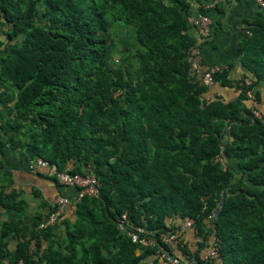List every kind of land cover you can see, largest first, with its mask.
I'll return each instance as SVG.
<instances>
[{"label":"trees","instance_id":"trees-1","mask_svg":"<svg viewBox=\"0 0 264 264\" xmlns=\"http://www.w3.org/2000/svg\"><path fill=\"white\" fill-rule=\"evenodd\" d=\"M188 9V0H0V212L16 216L0 218V264H167L155 255L167 250L161 232L175 235L182 264H264V124L238 81L231 100L208 94L200 74L220 63L202 62L199 46L191 70ZM238 45L251 86L264 81V14ZM226 71L212 78L230 85ZM5 142L59 170L90 166L98 195L38 229L55 210L45 202L28 227ZM122 214L150 244L116 228ZM184 217L199 241L179 231ZM210 247L215 255L199 258Z\"/></svg>","mask_w":264,"mask_h":264},{"label":"crops","instance_id":"crops-1","mask_svg":"<svg viewBox=\"0 0 264 264\" xmlns=\"http://www.w3.org/2000/svg\"><path fill=\"white\" fill-rule=\"evenodd\" d=\"M187 10L189 21L196 14H204L210 18V32L206 40L199 45V52L202 62H217L226 67L227 78L232 80L230 85H221L218 81L208 86V94L214 93L222 97L224 101L236 97L238 87L233 83L242 79L243 76H250L240 60L239 41L246 33V25L251 22L257 14H264V9L256 5L254 0H188ZM1 30V24H0ZM187 34L198 45L200 38L198 32L191 25ZM256 91L257 101L255 103L258 110L264 112V81L253 86ZM6 109L0 103V115L5 114ZM4 167L11 169L13 186L21 189L26 207L23 217L24 224L31 223V219L38 212H45L43 204H51L57 195H74L76 189L73 186H61L50 179L46 172L37 171L30 167V151L17 146L7 145L2 156ZM87 169H85L86 172ZM71 206L67 207L64 213L59 216L56 222L64 217L73 219ZM73 207V206H72ZM16 217L12 210L6 209L0 212V218ZM31 225V224H30ZM28 225V227L30 226ZM181 226V225H180ZM33 227V226H32ZM31 227V228H32ZM182 228V226H181ZM180 228V230H181ZM63 227L59 226L56 230L58 236L63 237ZM183 234L189 240L194 241L196 230L185 228ZM193 238V239H192ZM9 246L14 247L16 240L8 237ZM194 243V242H193Z\"/></svg>","mask_w":264,"mask_h":264},{"label":"built area","instance_id":"built-area-1","mask_svg":"<svg viewBox=\"0 0 264 264\" xmlns=\"http://www.w3.org/2000/svg\"><path fill=\"white\" fill-rule=\"evenodd\" d=\"M256 5H259L260 8L264 9V0H254ZM209 18L205 16L198 15L193 20V25L197 27L198 32L202 34H206L208 31V25H209ZM198 51L194 48H190V50L187 53V60L190 62V68L191 70L197 71V64L196 61L192 59V55L194 53H197ZM219 66H210L207 70L203 71L200 74L201 84L205 86H209L211 83H214V79H212L211 73L217 69H219ZM250 83V80L248 78L243 77L242 84L246 88ZM246 97L250 100H253V94L252 91L247 89ZM251 117L259 120L264 124V116L259 113L257 109H255L253 106L250 108ZM30 167H36L40 170H45L48 175L54 177L59 184L62 186H73L76 189V193L74 195V198H68L64 196H58L55 200V211L52 213L47 222L41 224L40 227H44L47 224L53 223L57 216H59L66 207L73 201L79 200L82 196L88 195V196H97L98 195V187H97V179L95 176V173L92 171L91 167H87L88 169L84 173L79 172H71L67 169L59 170L55 166L49 165L46 161H43L42 159H36L35 161L29 162ZM195 220L193 218L184 217L182 219V228L179 231L184 230L185 228L192 229L195 231ZM129 222L125 217V214H122L120 217H118L117 222V228L125 234L126 237L129 238V240L133 243H137L140 246L147 245L151 243V238H149L146 235V231L143 227L139 226H132L129 227ZM159 240L162 243H165L167 246V250H164L163 248H157L155 250V255L161 260L164 261L167 264H180L181 259L176 256L175 251L169 246L172 242V240L175 238V235H168L166 233H159L158 235Z\"/></svg>","mask_w":264,"mask_h":264},{"label":"clouds","instance_id":"clouds-1","mask_svg":"<svg viewBox=\"0 0 264 264\" xmlns=\"http://www.w3.org/2000/svg\"><path fill=\"white\" fill-rule=\"evenodd\" d=\"M198 15H201V16H205V17H207V18H209V16H206V15H204V14H202V13H200V14H196L195 16H193L192 18H191V20L189 21V19H188V22H189V25H191L193 28H195L196 30H197V27L196 26H194L193 25V20L198 16ZM209 20H210V18H209ZM197 32H198V30H197ZM209 32H210V22H209V25H208V31H207V33L206 34H202V33H200V32H198V35H199V38H200V41L198 42L199 44L198 45H195V44H193V47H191V48H194V49H196L195 48V46L197 47V46H199L203 41H205L206 40V37L207 36H209ZM189 50H190V48H189ZM188 50V51H189ZM197 51H198V49H196ZM188 51H187V53H188ZM186 58H187V55H186ZM213 66H219L220 68L219 69H217V70H215V71H219L220 69H222V68H224V65H222V64H217V65H213ZM226 68V67H225ZM214 72V71H213ZM212 74V73H211ZM243 77L244 78H248L249 80H250V83H249V85L245 88L244 87V85L242 84V82H243ZM242 77V79H239L238 80V85H240L241 87H242V89H243V93H244V96H245V98H246V103L248 104V105H250V108L253 106L255 109H256V105H255V103H256V99H255V91L253 90V86H251V83H252V79L250 78V76H243ZM213 79V78H212ZM214 83H215V79H214ZM212 84V83H211ZM235 84V82L233 83V85ZM247 89H249V90H251L252 91V94H253V100H250V99H248L247 97H246V94H245V92H246V90ZM258 110V109H257ZM259 111V113H261V111L260 110H258ZM36 159H39V157H32L31 158V160L32 161H35ZM40 159H42V158H40ZM43 160V159H42ZM43 161H45V160H43ZM47 162V161H46ZM48 163V162H47ZM49 164V163H48ZM49 165H51V164H49ZM51 166H54V165H51ZM56 167V166H55ZM32 169H35V170H37V171H42V172H46L45 170H40V169H38V168H36V167H31ZM57 168V167H56ZM58 169V168H57ZM66 169V168H65ZM64 170V169H63ZM46 174H47V172H46ZM47 176L49 177V178H53V179H55L54 177H52V176H50V175H48L47 174ZM55 181L56 182H58L56 179H55ZM59 184V183H58ZM61 185V184H60ZM62 186V185H61ZM75 193H76V191H75ZM75 193H74V195H75ZM74 195H72L71 196V199H73L74 198ZM58 196H62L61 194L60 195H57L56 196V198H55V200L57 199V197ZM64 197H68V196H64ZM55 200L52 202V205H53V207H55L56 208V205H55ZM76 201H78V200H76ZM76 201H73V202H76ZM73 202H71V203H73ZM70 203V204H71ZM70 204L68 205V206H70ZM67 206V207H68ZM66 207V208H67ZM55 211V210H54ZM54 211L53 212H51L50 214H49V216L52 214V213H54ZM65 211V210H64ZM64 212H62L59 216H61L62 214H63ZM49 216H48V218H49ZM59 216H57L56 217V219H55V221L57 220V218L59 217ZM48 218L46 219V220H44L42 223H40L39 224V226H37V228L38 229H43L44 227H40L41 226V224H43V223H46L47 222V220H48ZM54 221V222H55ZM53 222V223H54ZM182 223V222H181ZM50 224H52V223H50ZM49 224H47L46 226H48ZM117 228V227H116ZM121 232V231H120ZM123 233V232H122ZM169 235V234H168ZM197 241H199V237H198V234L196 233V235H195V237H194V242H197ZM170 246H171V244H170ZM10 247V246H9ZM33 248H34V242L32 241L31 242V245H30V250L32 251L33 250ZM175 251V250H174ZM215 252H216V247H210V248H208V249H206V250H204L201 254H200V256H199V258H206V257H213L214 255H215ZM175 253H176V251H175ZM176 256H177V253H176ZM178 257V256H177ZM179 258V257H178ZM181 259V258H180ZM19 264H22V262H19ZM180 264H182V259H181V263Z\"/></svg>","mask_w":264,"mask_h":264},{"label":"rangeland","instance_id":"rangeland-1","mask_svg":"<svg viewBox=\"0 0 264 264\" xmlns=\"http://www.w3.org/2000/svg\"><path fill=\"white\" fill-rule=\"evenodd\" d=\"M115 58H117V57L115 56ZM10 116H11V115H10ZM21 137H22V136H21ZM5 144H6V145H5V148H6V146L9 145V143H8V142H5ZM28 165H29V163H28ZM85 169H88V168H87V165L85 166ZM11 238H12V237H11Z\"/></svg>","mask_w":264,"mask_h":264}]
</instances>
